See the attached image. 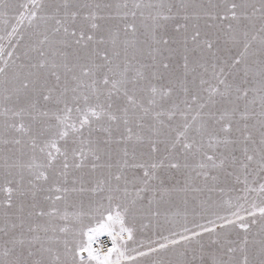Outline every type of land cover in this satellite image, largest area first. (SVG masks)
I'll use <instances>...</instances> for the list:
<instances>
[{
	"label": "snow or ice",
	"instance_id": "1",
	"mask_svg": "<svg viewBox=\"0 0 264 264\" xmlns=\"http://www.w3.org/2000/svg\"><path fill=\"white\" fill-rule=\"evenodd\" d=\"M0 264H264V0H0Z\"/></svg>",
	"mask_w": 264,
	"mask_h": 264
},
{
	"label": "rangeland",
	"instance_id": "2",
	"mask_svg": "<svg viewBox=\"0 0 264 264\" xmlns=\"http://www.w3.org/2000/svg\"><path fill=\"white\" fill-rule=\"evenodd\" d=\"M98 2H101V3H115L117 2V0H98ZM120 2H123V0H120ZM161 220V224L163 225L164 224V218L163 216L160 218ZM167 234V233H165Z\"/></svg>",
	"mask_w": 264,
	"mask_h": 264
}]
</instances>
